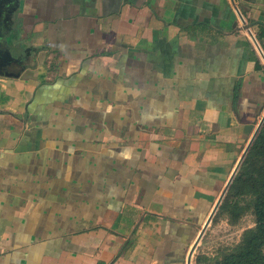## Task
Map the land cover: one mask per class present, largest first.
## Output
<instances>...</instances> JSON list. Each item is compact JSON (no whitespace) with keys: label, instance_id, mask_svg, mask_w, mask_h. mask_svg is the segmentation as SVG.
Masks as SVG:
<instances>
[{"label":"crops","instance_id":"0c3cea01","mask_svg":"<svg viewBox=\"0 0 264 264\" xmlns=\"http://www.w3.org/2000/svg\"><path fill=\"white\" fill-rule=\"evenodd\" d=\"M257 23L264 0H0V264H187L264 114Z\"/></svg>","mask_w":264,"mask_h":264},{"label":"trees","instance_id":"16d2710c","mask_svg":"<svg viewBox=\"0 0 264 264\" xmlns=\"http://www.w3.org/2000/svg\"><path fill=\"white\" fill-rule=\"evenodd\" d=\"M257 24L255 38L264 54V24ZM219 210L230 213L233 221L250 212L254 216V227L245 230L240 242L226 249L220 257L197 256L195 264H264V122Z\"/></svg>","mask_w":264,"mask_h":264},{"label":"rangeland","instance_id":"374dc122","mask_svg":"<svg viewBox=\"0 0 264 264\" xmlns=\"http://www.w3.org/2000/svg\"><path fill=\"white\" fill-rule=\"evenodd\" d=\"M230 215V213L221 212L218 208L193 253L192 264H195L197 256L220 257L226 249L233 248L240 242L245 230L254 227V216L250 212L235 221Z\"/></svg>","mask_w":264,"mask_h":264},{"label":"water","instance_id":"95a60500","mask_svg":"<svg viewBox=\"0 0 264 264\" xmlns=\"http://www.w3.org/2000/svg\"><path fill=\"white\" fill-rule=\"evenodd\" d=\"M235 10L237 11L238 16L240 17L241 22L244 24L245 21H244L243 17L241 16V14L239 13L237 7H235ZM248 28H249V27H246L247 30H248ZM248 34H249L250 38L252 39L253 43L255 44V46H256V48H257V50H258V52H259L261 58H262L263 61H264V54H263V51L261 50V48H260V46H259V44H258V42H257V40H256V38H255V36H254V35L252 34V32L249 31V30H248ZM263 122H264V114H263V116H262L260 122L258 123V125H257V127H256V129H255V131H254V133H253V135H252V137L250 138V140H249L247 146L245 147V149H244L242 155L240 156V159L238 160V162H237V164H236V166H235V168H234V170H233V172H232L230 178L228 179V181H227V183H226L224 189L222 190V192H221V194H220V196H219V198H218V200H217V202H216V204H215V206H214V208H213L211 214L209 215V217H208V219L206 220L205 224L203 225V227H202V229H201V231H200L198 237L196 238L195 242L193 243V245H192V247H191V249H190V251H189V254H188L187 264H190V263H191V257H192V255H193L195 249L197 248V246H198L200 240L202 239V237H203V235H204V233H205V231H206L208 225L210 224V222H211L213 216H214L215 213L217 212V210H218V208H219V206H220V204H221V202H222V200H223V198H224V196H225V194H226V192H227L229 186L231 185V183H232V181H233V178H234L235 175L237 174V172H238V170H239V168H240V166H241V164H242V162H243V160H244V158H245V156H246V154H247L249 148L251 147V145H252V143H253L255 137L257 136V134H258V132H259V130H260V128H261Z\"/></svg>","mask_w":264,"mask_h":264},{"label":"built area","instance_id":"2783aa9c","mask_svg":"<svg viewBox=\"0 0 264 264\" xmlns=\"http://www.w3.org/2000/svg\"><path fill=\"white\" fill-rule=\"evenodd\" d=\"M255 45V44H254ZM258 51V50H257Z\"/></svg>","mask_w":264,"mask_h":264}]
</instances>
